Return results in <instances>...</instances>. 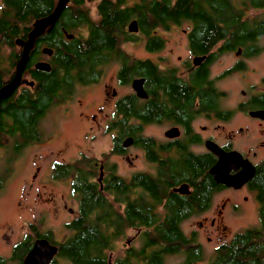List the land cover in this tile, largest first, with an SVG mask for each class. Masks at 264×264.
<instances>
[{
    "label": "trees",
    "instance_id": "obj_1",
    "mask_svg": "<svg viewBox=\"0 0 264 264\" xmlns=\"http://www.w3.org/2000/svg\"><path fill=\"white\" fill-rule=\"evenodd\" d=\"M57 1L2 0L0 88L14 76L23 44L35 22L49 15ZM246 3L255 7L264 6V0H246ZM96 15V19L91 17L82 0H70L56 22L36 37L22 73L32 85L23 84L0 100V147H11L6 160L8 163L25 146L43 138L40 121L51 107L71 98L77 84L96 79L95 67L104 60V50L115 49L116 38L136 37L128 30L130 21H136L139 33L149 34L152 31L153 39H156L157 35L153 34L155 29L165 28L168 22L189 19L194 23L189 38L195 53H207L219 39L230 38L236 40L235 43L254 42L264 34V19H247L242 9L231 0H138L129 3L127 0H99ZM68 35L72 36L68 39ZM44 48L51 49V55L44 53ZM40 63H47L48 69L38 68ZM130 71L145 76L149 89L150 78L154 83L158 81L157 87L150 90L162 89L171 102L192 101L196 94L211 95L210 85L202 88L206 74L204 66L199 69L197 78L194 76L192 79L191 87L174 78L155 75L147 63H136L123 75L124 78ZM213 90L211 96L216 97V90ZM154 102L158 103L156 96ZM119 110L124 114L122 119L125 118L123 125L120 124L124 131L128 126L122 128L130 115L143 121L150 119L147 106L135 107L132 98H124ZM84 160L85 157H80L56 171L63 175L75 171L77 181L73 186L83 193L78 217L68 225L74 234L58 244L57 257L71 264H166L165 257L182 253L179 264H264V160L257 165L252 180L258 205V224L235 233L229 242L219 245L206 262H201V244L191 245L193 240L181 226L183 218L192 210L206 206L211 191L220 187L209 174L201 172L205 158L184 162L185 166H179L175 173L169 171L168 176L161 172V180L135 176V181L129 183L139 186L133 191L134 202L124 205L118 213L112 204L104 202L103 196L80 173V164ZM10 172L11 167L6 166L0 173V186ZM182 180L194 186L193 193L187 197L169 191L173 183ZM107 189L117 191V198L121 199L122 194L129 190L128 181L114 174ZM164 198L166 205L162 215L156 210ZM128 228L139 231L140 245L128 247L123 255L110 257L114 242ZM28 229L24 238L14 245L10 257L0 258V264H7L10 260L22 264L38 237L55 242L49 232L40 233L35 225L29 224ZM50 264L59 263L53 259Z\"/></svg>",
    "mask_w": 264,
    "mask_h": 264
},
{
    "label": "flooded vegetation",
    "instance_id": "obj_2",
    "mask_svg": "<svg viewBox=\"0 0 264 264\" xmlns=\"http://www.w3.org/2000/svg\"><path fill=\"white\" fill-rule=\"evenodd\" d=\"M82 1L88 11L89 7L85 4L87 1L95 3V10L96 4L99 2V0ZM134 1L138 0H127L128 3ZM68 2H70V0ZM231 2L235 4L233 0H231ZM240 9H242L247 19H264V6L255 7L246 5L240 7ZM252 10H255L256 14H252ZM183 23L189 24L188 29L183 30L186 35L184 47L187 51V55L185 57L179 55L176 56L175 59L169 54L156 57L155 55L161 52L167 44L166 38L158 33V30L167 31L168 28L179 26ZM165 25V28L159 27L154 30L153 34L157 35L156 39H153L152 31L149 34L139 33L138 26L136 32H131L134 33L136 37L116 38L115 49L104 50L102 53L105 55L103 57L104 60L99 62L95 67L94 73L97 74L96 79L85 84H77L75 86L76 91L71 98L56 104L60 105L75 99L79 93L83 92L84 86L86 90L92 88L101 89V99H98L97 105L93 108V113L88 114V110H85L84 105V114L79 112L77 115L84 118L90 124L85 133V137L89 136V132L98 129L101 124L106 125V131L111 133V146L108 156L110 154V156L123 158V161L127 163L126 174L125 176L119 174L118 170L120 167L116 160L114 162L107 161L106 159L98 160L93 156H87L84 152L79 153L76 159L85 157V160L80 164V173L86 178V182L91 184L96 192L100 193L99 195L103 196V200L106 204H112L114 206L117 213L122 211L124 205L134 202L135 194L133 191L139 188V186H136V184L130 185L129 183L135 181V176L143 175L153 181L154 178L161 180V172L168 176L169 171H173L172 173L177 172L180 169L179 166L182 164L185 166L184 162L186 163L194 158L206 159L202 164L203 166L201 165V172L203 171L209 174L214 183L217 184L210 173V169L214 168L218 160L216 153L212 150L213 144L217 145L225 153L237 152L241 156V160H247L254 166L255 172L257 165L264 160V75L260 77L258 82L250 81L246 79L245 76H239L242 78L243 85L238 87L239 89H237V92L240 97L235 101H229L228 99L227 90L230 87L227 89H220L216 85L225 78H231L234 75L243 73L247 68V59L257 56L264 51V34L254 42L242 41L235 43L236 40L234 39H219L208 49L207 53H195L192 48L193 42H191V38H189V33L194 27V23L191 20L185 19L178 23L168 22ZM138 42H140L147 51V56H131L121 46L123 43L137 44ZM228 60L229 62H226ZM136 63H147L152 67L155 75L157 74L163 78H174L190 87L193 83L194 76L196 79L199 69L204 66L206 74L202 88H205L207 84L210 85L211 87H208L211 90V95L212 90H216V97L213 96L216 99L211 95H207L206 97V95L198 96L196 94L192 101L171 102L162 89L156 88L157 91L154 92L150 90L153 87H157L158 81L154 83L153 79L150 78L149 89L147 87L148 83L145 81V76L130 71V74H127L124 78L123 75L129 70H132ZM217 63L219 65V70L216 73L213 72L212 69H214ZM123 64H125V66ZM112 65H115L114 73L110 76L109 81H105V70ZM24 76V74L21 75L20 83L16 89H19L23 84H27L28 86L32 85V82L24 78ZM134 80H141L144 96H138L136 93L133 88ZM155 96L157 97L158 103L154 102ZM124 98H132L135 107L141 108L147 106L150 119L143 121L135 115H130L122 129L126 126H128V128L125 131L121 130L120 124L123 125L125 118L122 119L124 114L122 110H119V106ZM94 138L95 136L91 135L89 139L93 140ZM42 139L38 142H41ZM66 147L67 146L59 151V155L62 154ZM1 148L4 147H0V149ZM85 149L88 151L90 146L88 145ZM130 149H136L138 151L132 158L129 156ZM140 157L145 164V168L138 167L136 164V160ZM74 162L75 160L67 163L54 162L50 175L46 178V182L64 181L65 183H67L66 178H68L69 196L76 200V210L68 206L69 203L64 199L63 194L59 199H57L54 194H51V196L47 198V201H51L53 204L51 208L54 213L59 211L64 214L65 218L62 220V224L65 226H68L78 217L79 205L83 193L75 190L73 186L77 181V173H75V171L66 175L57 174L56 171ZM38 168L39 166L36 167V169ZM190 168L194 169V167ZM240 170V166H237L236 169L233 166L229 174L233 175ZM189 171L192 172L191 169H189ZM130 172L132 173L130 174ZM172 173H170V175ZM114 174L128 181L129 190L122 194L121 199L117 198L119 196L117 191L107 189L111 185V179ZM32 176L36 177L37 175ZM252 180L253 178L238 188L217 184L220 187L217 190L214 189L211 191L207 205L192 210L183 218V222L191 218L199 221L198 227L201 232L197 233V231L194 230L188 233L189 237L193 240L191 245L201 244L202 246L203 243L212 244L215 250L219 245L223 244L222 240L229 236V231H227V226L224 224V221L227 219H237L244 213H248V208L253 201L257 208L255 196H252V192H254ZM107 181H109V183L105 185ZM175 183L169 187V191L172 194L174 193L180 197H187L194 191V186L187 180ZM3 184L4 183H2L0 188ZM31 184L33 185V183ZM46 187V184L42 185L43 190H45ZM222 190L228 191V196L223 197L219 203H217L215 214L209 215V212L212 210L215 195ZM36 195H38V197L35 199V202H37L38 199L40 201L42 197H40L38 192ZM165 205L166 198L162 199L160 207H158L156 211L163 215L165 212ZM45 214V211L41 210V212L34 217L32 222H27V228L29 224H35V226L40 224ZM14 229H11L8 224H3L0 227V247L4 250L10 248V254L14 245L20 242L25 234L28 233H25L23 237L16 242L15 240L17 238L15 239L13 237ZM40 229L38 230L40 233L49 232L50 235L53 236L50 229L44 231ZM129 229L132 228H128L126 231ZM200 233L205 237V242L200 240ZM73 234L72 230H67L65 234V237L69 235L67 238L60 242L53 240L55 242L50 243L58 246L59 243L66 241ZM39 238L42 237L36 239ZM117 240L114 242V245ZM136 240L139 241L140 245L138 234ZM129 244H127L125 249L130 246L135 247V245ZM125 249L123 252L121 251L122 253L118 256L123 255ZM111 252L112 251H110L109 254ZM10 254L9 256H4L0 252V258H9ZM114 256L116 257L117 253L113 255V257ZM58 258L59 257L55 255L53 259L58 261ZM59 259L65 261L67 264H71V262L63 260L62 258ZM58 263L60 264L61 261H58Z\"/></svg>",
    "mask_w": 264,
    "mask_h": 264
},
{
    "label": "rangeland",
    "instance_id": "obj_3",
    "mask_svg": "<svg viewBox=\"0 0 264 264\" xmlns=\"http://www.w3.org/2000/svg\"><path fill=\"white\" fill-rule=\"evenodd\" d=\"M233 1L236 6L243 7L248 5L246 0ZM1 2L2 0H0V6ZM85 4L89 7L91 17L95 19L97 17L95 3L87 1ZM251 13L256 14V11L252 10ZM188 27V23H183L179 26H172L168 28L167 31L159 29L158 33L166 38L167 44L165 48L155 56L161 57L165 54H169L173 59L179 55L185 57L187 55V51L184 47L186 35L183 30L188 29ZM121 46L131 56L145 57L148 55L140 42L137 44L123 43ZM226 62H229V60ZM246 63L247 68L243 73L234 75L231 78H225L216 84L220 89H227L230 87L227 90L229 101H235L240 97L237 89L243 84L242 78L239 76H245L246 79L250 81L258 82L260 77L264 75V51L257 56L248 58ZM114 70L115 65L105 70V81L110 80V76L114 73ZM218 70L219 65L217 63L212 71L217 73ZM24 78L27 79L28 77L25 75ZM82 91L83 92L79 93L75 99L60 105H54L49 109L40 121V126L44 133L41 142L25 146L9 163L6 160L9 156L8 151L11 150V147L7 146L6 148L0 149V173L6 166L11 167L8 178L0 188V227L3 224H8L11 229L15 228L13 237L15 239L17 238L15 240L16 242L28 232L27 222H32L34 217L38 215L41 210H44L46 214L41 219L40 224L36 225L38 230L40 228L42 231L50 229L53 235L51 239L56 242H60L70 235L69 233V235L65 237L66 231H70L71 229L62 224V220L65 218L64 214L59 211L54 213L51 208L53 206L52 202L47 201V198H49L51 194H54L57 199L61 198L63 194L64 199L69 203L68 206L76 210V200L69 196L68 178H66L67 183L64 181L46 182V178L49 177L54 162H72L77 160L76 158L79 153L84 152L87 156H93L98 160L106 159L111 162L116 160L120 167L118 170L119 174L122 176L126 174L127 163L123 161V158L110 156V154L108 156L111 146V133L106 131L105 124H101L98 129L89 132V136L85 137V133L90 124L77 114L79 112L84 114V105L85 110H88V114L93 113V108L97 105L98 99H101L102 92L99 88L86 90L85 86ZM91 135L95 136V140L89 139ZM88 145L90 149L87 151L85 148ZM65 146L67 147L62 154L59 155V151ZM135 153H138L136 149L129 150V156L131 158ZM136 164L138 167L145 168V164L141 157L136 160ZM37 166H39L38 169H36ZM131 173L132 172H130V174ZM32 175L37 176L33 177ZM31 183H33V185ZM43 184L47 185L45 190L42 189ZM37 192L42 199L40 201L38 199V201L35 202V199L38 197V195H36ZM254 193L255 192H252V196H254ZM228 194V191L222 190L215 195L212 210L209 212V215L215 214L217 203H219L223 197L228 196ZM248 209V213H244L241 217L224 221V224L227 226V231H229V236L222 240L223 243L229 242L235 233L258 224L257 208L254 201ZM198 222L197 219L193 218L185 220L181 225L183 231L186 234L194 230H196L197 233L201 232L198 227ZM137 234L138 231L132 229L126 231L125 235L117 240L110 256L113 257L116 253L117 255L122 253L129 243L139 246V241L136 240ZM200 237L201 241H206L202 233H200ZM202 249L203 261L201 262H206L211 257L209 255L214 251V245L203 243ZM0 252L4 256H9L10 248L4 250L0 247ZM182 256V253H178L174 256H167L165 257V263L179 264L182 260ZM58 261H61L60 264H67L59 258ZM7 264H15V262L7 261Z\"/></svg>",
    "mask_w": 264,
    "mask_h": 264
},
{
    "label": "water",
    "instance_id": "obj_4",
    "mask_svg": "<svg viewBox=\"0 0 264 264\" xmlns=\"http://www.w3.org/2000/svg\"><path fill=\"white\" fill-rule=\"evenodd\" d=\"M68 1L69 0H58L54 10L49 15L44 16L35 22L33 28L28 34L27 40L23 44V49L16 65L13 78L0 88V99L8 96L16 90L21 80L28 51L33 45L35 38L57 20ZM128 30L130 32L137 31L135 20H132L129 23ZM71 36L72 35H68L69 38ZM43 52L51 54V49L44 48ZM37 67L46 70L48 69V64L40 63ZM133 88L138 96H144L141 87V80H134ZM212 150L216 153L218 160L214 165V168L210 169V173L217 184H224L226 186L238 188L253 178L255 173L254 166L247 160H241L242 158H240L241 156L237 152L225 153L215 144H213ZM233 166L235 169L237 166H240L241 170L231 175L229 174V171ZM57 249V246L51 244L47 239H36L30 250L26 253L22 264H50L51 260H53L57 253Z\"/></svg>",
    "mask_w": 264,
    "mask_h": 264
},
{
    "label": "bare ground",
    "instance_id": "obj_5",
    "mask_svg": "<svg viewBox=\"0 0 264 264\" xmlns=\"http://www.w3.org/2000/svg\"><path fill=\"white\" fill-rule=\"evenodd\" d=\"M65 7H66V6H65ZM65 7H64V8H65ZM63 10H64V9H63ZM63 10H62V11H63ZM61 13H62V12H61ZM55 22H56V21H55ZM35 40H36V38H35ZM28 53H29V51H28ZM27 57H28V55H27ZM26 61H27V60H26ZM25 64H26V63H25ZM24 67H25V65H24ZM50 263H51V262H50Z\"/></svg>",
    "mask_w": 264,
    "mask_h": 264
}]
</instances>
